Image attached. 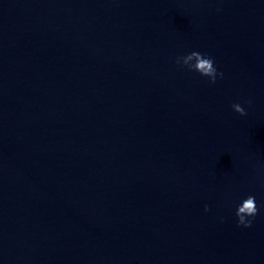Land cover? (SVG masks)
I'll use <instances>...</instances> for the list:
<instances>
[{
	"label": "clouds",
	"instance_id": "clouds-1",
	"mask_svg": "<svg viewBox=\"0 0 264 264\" xmlns=\"http://www.w3.org/2000/svg\"><path fill=\"white\" fill-rule=\"evenodd\" d=\"M175 63L182 68H186L189 71L199 73L202 77H206L210 84H215L217 77H222L223 73L218 72L214 65V61L211 57L198 52L192 51L186 55L178 56L175 59ZM246 103H251L246 101ZM232 109L240 116H246L247 112L244 107L239 103L231 105ZM205 211H208V207L205 206ZM258 214V207L255 202V196L249 195L245 198L236 208L237 225L245 228L252 226V219Z\"/></svg>",
	"mask_w": 264,
	"mask_h": 264
}]
</instances>
